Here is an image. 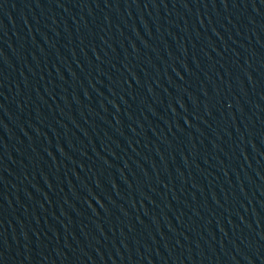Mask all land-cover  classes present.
I'll list each match as a JSON object with an SVG mask.
<instances>
[{
    "label": "water",
    "instance_id": "water-1",
    "mask_svg": "<svg viewBox=\"0 0 264 264\" xmlns=\"http://www.w3.org/2000/svg\"><path fill=\"white\" fill-rule=\"evenodd\" d=\"M0 264H264V0H0Z\"/></svg>",
    "mask_w": 264,
    "mask_h": 264
}]
</instances>
